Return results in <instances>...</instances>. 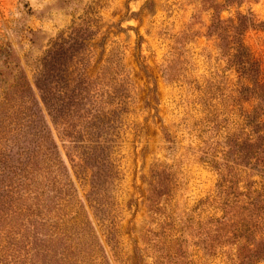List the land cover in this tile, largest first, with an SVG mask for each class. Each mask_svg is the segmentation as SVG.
Listing matches in <instances>:
<instances>
[{
  "label": "rangeland",
  "instance_id": "obj_1",
  "mask_svg": "<svg viewBox=\"0 0 264 264\" xmlns=\"http://www.w3.org/2000/svg\"><path fill=\"white\" fill-rule=\"evenodd\" d=\"M49 127L69 168V145L91 153L65 195L82 205V249L105 264H238L222 222L239 193L264 194V0H0V224ZM257 204L250 239L264 242ZM45 206L66 229L70 209Z\"/></svg>",
  "mask_w": 264,
  "mask_h": 264
},
{
  "label": "trees",
  "instance_id": "obj_2",
  "mask_svg": "<svg viewBox=\"0 0 264 264\" xmlns=\"http://www.w3.org/2000/svg\"><path fill=\"white\" fill-rule=\"evenodd\" d=\"M74 31H76V27L73 28V33ZM48 56L51 57L48 58ZM48 56L44 60H47L51 66L57 67L55 61L59 60V53H54L51 50ZM35 86L40 96H42L40 78L35 79ZM29 88L33 90L31 85ZM34 114L35 112H32L31 115ZM49 129V135H46L48 140L42 135V145L40 146L39 142L38 150H34L32 154L28 155V181L27 184H24L26 191H14L15 203L10 208L8 215L2 216L7 221L0 224V264H44V254L53 256L46 264H105L106 261L104 258H99L97 251L88 253L90 245L86 248L87 250L82 249L85 247V245L80 244L83 236L84 238H89L86 224L81 220L79 212V207L81 208L82 205L72 204L70 199H67L65 196L69 194L68 185L70 186L73 181L71 171L76 173L78 166L80 167L81 162L86 161V156L90 157L91 153L84 152L83 154H78L75 146L69 145L71 152H68V150L66 152L68 160L71 163V167L69 168L62 157L59 143L53 137L52 129L50 127ZM103 146L107 150L108 146L105 147L102 144L84 145L83 148L84 150H94L96 148H103ZM76 157L79 160H76ZM40 162H42V166ZM42 170L48 175L43 176V178L47 179V182L44 184L43 181L37 179V174H41ZM63 170H66V172ZM222 180L223 184L220 185L219 193L225 201L223 209H229V204L226 200L228 199L227 196L230 197L232 192L226 190V180ZM237 196V203L232 209L226 210L222 227L229 230L228 233L230 234H227V239L232 240V243L236 245L238 264H255L262 260V258L264 259V253L261 254V251L258 250V248H262L264 242L263 239L256 240L257 238H254V241H252L250 237L254 236L252 224L254 221L261 219L260 215H262L263 207L257 204V201L264 199V194L259 193L257 190H249L246 193H239ZM240 196H243V198H239ZM55 199L71 211L65 215L66 221L64 224L67 228L61 231L57 228L58 223L56 225L49 222L52 214L46 208L47 204L45 206V200L53 202ZM44 207L49 211L48 214L44 212ZM68 222H71V224H67ZM45 225L51 231L49 235L43 232ZM47 236L49 237V241H51V246L45 243ZM61 237L75 241L74 245H64L63 250L58 252L56 243H59L58 240ZM206 243L208 249H210V241Z\"/></svg>",
  "mask_w": 264,
  "mask_h": 264
}]
</instances>
